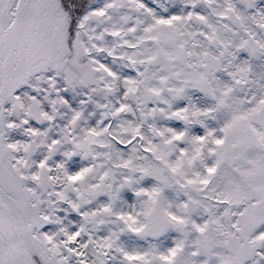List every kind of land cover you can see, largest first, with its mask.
<instances>
[{
	"label": "snow or ice",
	"instance_id": "obj_1",
	"mask_svg": "<svg viewBox=\"0 0 264 264\" xmlns=\"http://www.w3.org/2000/svg\"><path fill=\"white\" fill-rule=\"evenodd\" d=\"M0 264H264V0H0Z\"/></svg>",
	"mask_w": 264,
	"mask_h": 264
}]
</instances>
